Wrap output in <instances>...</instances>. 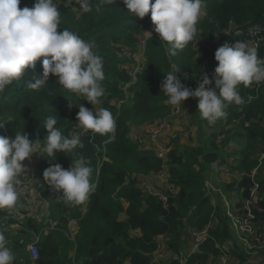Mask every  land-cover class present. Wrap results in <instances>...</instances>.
<instances>
[{
  "label": "trees",
  "instance_id": "obj_1",
  "mask_svg": "<svg viewBox=\"0 0 264 264\" xmlns=\"http://www.w3.org/2000/svg\"><path fill=\"white\" fill-rule=\"evenodd\" d=\"M34 3L20 0L19 7ZM54 3L60 12L58 32L67 28L85 41H95L94 51L103 60L105 74L101 103L92 105L64 89L51 74L45 88L29 89L26 84L33 71L42 72L44 57H40L34 70L0 93V122L5 121L8 136L14 137L15 131L23 129L31 141H36L39 151L47 135L42 123L47 116H54L56 127L64 135H80L83 147L76 152L92 168L95 187L83 204L64 203L62 194L44 182L42 173L49 161L39 154V187L50 202V217L57 221V229L44 232L45 225L30 218L23 219L18 228H9L6 224L15 221L4 216L16 205L0 209V230L14 256L12 264L33 261L21 236L28 242L39 236L38 258L33 264H222L223 256L229 258L225 264H260L250 255L261 247L260 261H264V82L237 85L244 103L229 105L226 116L211 124L200 115L199 98L189 97L181 107L188 124L183 123L174 138L172 125L170 132L160 133L158 143L149 141L155 122L164 121L172 111L161 89L167 72L178 69L181 82L195 90L200 71L205 68L213 73L218 64L212 46L238 40L252 44L254 37L248 34L251 28L257 30L259 42L254 47L258 57L264 58V0H204L205 16L197 25V36L174 56L166 53L168 45L154 32L141 46L143 31L152 23L150 13L139 18L127 11L123 0L111 4L90 0L92 11L87 13L79 2L71 6L60 0ZM218 37L219 44L212 45ZM195 44H199L198 49ZM81 104L90 110H110L115 131L103 136L92 130L83 132L76 119ZM233 124L235 128H228ZM182 137L184 142L180 143ZM157 145L164 150L162 156ZM70 155L58 152L52 163L67 169ZM214 165L217 170L212 172ZM222 167L225 175L220 172ZM215 175L230 178H221L218 191L212 183ZM150 178L160 181L162 187L155 189ZM210 178L213 188L206 185ZM226 206L235 214L233 219H248L260 238L257 241L249 235L245 240L255 244L261 241L260 245L247 249L236 244ZM72 220L76 229L71 237L67 223ZM204 228L205 237L187 253L189 232ZM159 236L164 243L163 254L169 259L157 253ZM226 243L228 252L221 248Z\"/></svg>",
  "mask_w": 264,
  "mask_h": 264
},
{
  "label": "clouds",
  "instance_id": "obj_2",
  "mask_svg": "<svg viewBox=\"0 0 264 264\" xmlns=\"http://www.w3.org/2000/svg\"><path fill=\"white\" fill-rule=\"evenodd\" d=\"M78 2L83 12L92 11L90 0ZM104 2L111 4L116 0ZM123 3L128 12L139 18L150 13L153 29L144 33L149 38L153 37V32L159 34V40L168 45L169 56L194 40L197 25L205 16L204 0H123ZM19 5L20 0H0V93L29 70H34L38 58L44 57L42 72L33 71L26 84L29 89L45 88L51 74L64 89L92 105H99L104 95L101 82L105 74L103 60L94 51L95 41H85L67 28L58 32L60 12L54 0H35L32 7ZM214 59L218 64L211 79L207 73L203 74L195 90L181 82L178 69L167 72L161 84L166 103L172 106H181L189 97L199 98L200 115L210 124L226 116L225 109L229 105L244 103L237 85L264 82V58L258 57L257 47L248 41L225 42L215 50ZM78 109V126L85 131L92 130L102 136L115 131L116 122L110 110L103 107L90 110L83 104ZM4 123L0 122V128ZM42 124L47 135L39 151L36 141H31L23 129L15 131L14 137L0 134V209H12L17 204L22 177L27 173L22 162L33 153L48 159L49 167L43 170V180L62 194L64 203L83 204L95 187L91 183L92 168L76 152L83 147L80 135H64L52 115ZM58 152L71 154L67 169L60 163H52ZM7 243L4 231L0 230V264H12L14 260Z\"/></svg>",
  "mask_w": 264,
  "mask_h": 264
},
{
  "label": "built area",
  "instance_id": "obj_3",
  "mask_svg": "<svg viewBox=\"0 0 264 264\" xmlns=\"http://www.w3.org/2000/svg\"><path fill=\"white\" fill-rule=\"evenodd\" d=\"M60 2H62L66 6H71L72 4L78 2V0H60ZM150 25H152V23ZM150 25L147 27L148 29L146 31H150L153 29V25L151 27ZM228 32L229 31H227V33ZM248 34L251 36V38L254 37L251 40L253 46H257L259 42V39L257 40L256 38L257 30L251 28L248 31ZM147 38L148 37L144 33V38L140 42L142 46H144L145 39ZM219 41H220L219 37L215 38L211 42V44L217 45L219 44ZM202 43H204V41H202ZM198 47L199 44H195V49H198ZM136 60L138 62V58H136ZM137 69L138 68L136 67L134 72H136ZM205 73H207L209 78L211 79L212 73H209L205 68H203V70L200 71V74L197 75V78L200 80L203 74ZM171 113L175 115L173 117L166 118L162 122H155V126L149 131L151 140L153 139L154 141H156V143H158L157 141H159L161 132L163 133V132L171 131L172 124L170 122L172 118H176L179 116H182L183 118L186 117L185 111L180 106H173ZM83 132H85L84 129ZM3 135L8 136L6 129ZM137 138L138 140H140L139 139L140 136H138ZM157 147L159 150V156H162L164 151L163 148L160 145H157ZM39 158H40L39 153H33L30 158H27L25 161L22 162L23 164L28 163L29 169H27L26 176L22 177L21 195L18 198L16 208L13 210H8V213L4 216V218L5 219L12 218L15 221V223H13L15 225V228L19 227V224L22 222L23 219L30 218L36 220L39 223L42 222L45 225L42 231L48 232L57 229L58 223L56 220H53L50 217L51 214L50 202L43 196L42 190L39 187V173H38V168L35 167L39 163ZM163 176L164 175L162 173L159 175L160 178H163ZM161 197L164 201L166 200L164 196ZM229 216L232 218L233 227L239 228L238 233L240 234L245 233L247 236L251 235L260 238V234H258L257 232H255L253 228H251L250 222L248 221L247 218L233 219L234 216L231 215L230 213ZM192 235H193V244H192L191 252H193L197 248L198 242H200L205 237L206 230L204 229L201 232H192ZM38 241H39V236H35L31 241L29 242L27 241L26 243L25 246L26 250L28 251L31 257V260H33L30 264H33L34 260L38 258V248H37ZM223 261H225V258H223Z\"/></svg>",
  "mask_w": 264,
  "mask_h": 264
},
{
  "label": "rangeland",
  "instance_id": "obj_4",
  "mask_svg": "<svg viewBox=\"0 0 264 264\" xmlns=\"http://www.w3.org/2000/svg\"><path fill=\"white\" fill-rule=\"evenodd\" d=\"M262 40V39H261ZM252 45V44H251ZM219 46V45H218ZM253 46V45H252ZM213 47V52H215V50H216V46H212ZM139 61V60H138ZM181 107H183V105H181ZM175 114H172L171 113V115L169 116V117H173ZM190 116H189V122H190ZM173 123L175 124V126H174V129L175 130H173L172 131V133H171V136H173L172 138H174L175 137V135H176V133H178V132H180L181 131V126H182V124L184 123L185 125L186 124H188V122L187 121H185L184 119H183V117L182 116H179V117H177V118H175L174 119V121H173ZM191 123V122H190ZM191 125V124H190ZM142 127V126H141ZM180 128V129H179ZM228 128H230V129H233V128H235V124H233V125H231V126H229ZM227 128H225L224 130H226ZM3 134V133H2ZM181 134H185V132H181ZM166 134H163V136H165ZM189 135V134H188ZM187 135V136H188ZM172 138L170 139V140H172ZM184 142V140H183V137H182V139H181V141H180V143H183ZM145 145L147 146V143H145ZM222 170H223V172H225V167H222ZM226 173H224L223 175H225ZM255 174V171H253V173H252V175H254ZM219 177V175H215V179L214 180H212V183H213V185H214V187L215 188H217V190L216 191H218L219 189H220V186H221V184H220V180H221V178H218ZM224 177V178H223ZM222 177V179L223 180H227L229 177L228 176H223ZM230 179V178H229ZM149 182L153 185V187L155 188V189H159L160 187H162V184L160 183V181H158L157 179H153V178H150L149 179ZM212 183H211V180H210V182H209V184H208V188H213L211 185H212ZM224 196V197H223ZM221 200H222V202H224L225 204L226 203H228V201H227V199H226V197H225V195H221ZM225 204H224V206H225ZM227 208V206L225 207V209ZM233 218H235V216L233 217ZM6 226H8L9 228H15V225L13 224V223H11V224H6ZM235 229V242H236V244L238 245V246H244V247H246L247 249H250L252 246H253V244H255V241H250V240H245V239H247V236L246 235H241V234H239L238 233V230H239V228L237 227V228H234ZM73 230V224H71L70 223V231H72ZM244 232V231H243ZM13 235V234H12ZM12 235H11V237H12ZM240 236H243V237H240ZM256 239H257V241H259V237H255ZM20 239L21 240H23V241H25V242H27V240H26V238L25 237H20ZM162 239V238H161ZM262 239H263V237H262ZM251 240H255V239H251ZM257 244H255V245H260L261 244V241L260 242H256ZM228 247H229V245H228V243H226V244H224L223 246H221V248L223 249V251L224 252H228ZM262 252H263V247H261V248H259V250L258 251H254L253 253H252V255H250V259H252L253 261H255V262H260V264H264V261H260V260H262V258H263V254H262ZM161 256H163L162 254H160V256L159 257H161ZM225 258H227V262L229 261V258L228 257H225ZM227 262H226V264H227ZM222 264H225V262H222Z\"/></svg>",
  "mask_w": 264,
  "mask_h": 264
},
{
  "label": "crops",
  "instance_id": "obj_5",
  "mask_svg": "<svg viewBox=\"0 0 264 264\" xmlns=\"http://www.w3.org/2000/svg\"><path fill=\"white\" fill-rule=\"evenodd\" d=\"M170 116V115H169ZM168 116V117H169ZM167 117V118H168ZM174 119L175 118H173V120H172V125H174L175 126V124L173 123V121H174ZM180 129V128H179ZM135 129L133 128L132 129V131H134ZM137 136V135H136ZM149 141H151V139L149 138ZM155 142V141H154ZM217 170V166L216 165H214L213 166V168H212V172H215ZM223 170H222V168H221V170H220V172L222 173V175L224 174L223 172H222ZM221 175V178L223 177ZM224 178V177H223ZM210 180H211V178L207 181V183H206V185L208 186V184H209V182H210ZM227 204V203H226ZM226 210L228 211L227 212V214H228V216H229V213L231 214V215H233V216H235V214L234 213H232V212H230L229 211V208L227 207L226 208ZM230 217V216H229ZM230 220H231V223H232V218L230 217ZM70 223L71 224H73V230L72 231H70ZM233 226V225H232ZM67 227H68V230L71 232V235L73 236V231L76 229V226H75V222L72 220V221H69L68 223H67ZM234 228V227H233ZM205 229V228H204ZM192 232H194V231H191V232H189V234H188V236H189V238H188V243H187V247H188V250H187V253H190L191 252V249H192V244H193V240L191 241V234H192ZM240 234V233H239ZM242 234H244V235H246L245 233H242ZM71 236V237H72ZM247 236V235H246ZM159 238V242H160V247H159V249H158V251H157V253H159L158 255L160 256V254H162L163 256H161V257H165V259H169V257L166 255V254H163L164 253V251H163V249H164V243H163V240L161 239L162 237L161 236H159L158 237ZM38 243H39V241H38ZM38 243H37V245H38ZM223 258H225V256H223V257H221V263L222 262H225L226 261V259H225V261H223ZM182 260V259H181ZM127 264V263H126Z\"/></svg>",
  "mask_w": 264,
  "mask_h": 264
},
{
  "label": "bare ground",
  "instance_id": "obj_6",
  "mask_svg": "<svg viewBox=\"0 0 264 264\" xmlns=\"http://www.w3.org/2000/svg\"><path fill=\"white\" fill-rule=\"evenodd\" d=\"M147 29H148V28H145V29H144L143 34H144V32H145ZM144 45H145V44H144ZM141 46H142V45H141ZM180 107H181V106H180ZM170 115H171V113H170ZM4 131H5V126H3V127L1 128L0 132L4 134ZM25 166H26L27 169H29V164H28V163H26ZM35 167L38 168V165H36Z\"/></svg>",
  "mask_w": 264,
  "mask_h": 264
},
{
  "label": "water",
  "instance_id": "obj_7",
  "mask_svg": "<svg viewBox=\"0 0 264 264\" xmlns=\"http://www.w3.org/2000/svg\"><path fill=\"white\" fill-rule=\"evenodd\" d=\"M152 25H153V24H152ZM152 25H150V27H151ZM150 27H149V28H150Z\"/></svg>",
  "mask_w": 264,
  "mask_h": 264
}]
</instances>
